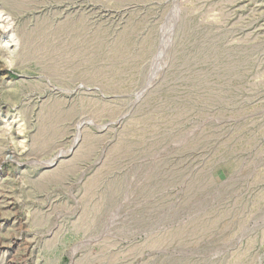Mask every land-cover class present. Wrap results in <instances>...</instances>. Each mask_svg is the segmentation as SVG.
Here are the masks:
<instances>
[{"label": "rangeland", "instance_id": "374dc122", "mask_svg": "<svg viewBox=\"0 0 264 264\" xmlns=\"http://www.w3.org/2000/svg\"><path fill=\"white\" fill-rule=\"evenodd\" d=\"M0 264H264V0H0Z\"/></svg>", "mask_w": 264, "mask_h": 264}]
</instances>
